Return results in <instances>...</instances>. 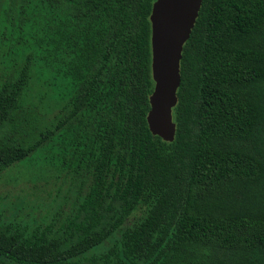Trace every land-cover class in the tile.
<instances>
[{"label": "trees", "instance_id": "trees-1", "mask_svg": "<svg viewBox=\"0 0 264 264\" xmlns=\"http://www.w3.org/2000/svg\"><path fill=\"white\" fill-rule=\"evenodd\" d=\"M155 1L0 0V174L46 149L65 175L46 223L0 210V264H264V0H202L172 142Z\"/></svg>", "mask_w": 264, "mask_h": 264}, {"label": "water", "instance_id": "water-1", "mask_svg": "<svg viewBox=\"0 0 264 264\" xmlns=\"http://www.w3.org/2000/svg\"><path fill=\"white\" fill-rule=\"evenodd\" d=\"M202 0H156L151 13L152 71L148 123L153 134L172 142L176 135L173 109L181 84L183 48L195 26Z\"/></svg>", "mask_w": 264, "mask_h": 264}, {"label": "rangeland", "instance_id": "rangeland-1", "mask_svg": "<svg viewBox=\"0 0 264 264\" xmlns=\"http://www.w3.org/2000/svg\"><path fill=\"white\" fill-rule=\"evenodd\" d=\"M64 180L63 171L54 166L46 149H38L6 168L0 174V210L7 218L5 221L31 227L46 223L58 211L61 197L55 200L54 189ZM66 191L67 185L62 194ZM115 237L95 246L88 254L105 251Z\"/></svg>", "mask_w": 264, "mask_h": 264}]
</instances>
